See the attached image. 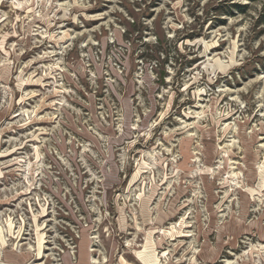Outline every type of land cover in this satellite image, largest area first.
Instances as JSON below:
<instances>
[{"label": "rangeland", "instance_id": "1", "mask_svg": "<svg viewBox=\"0 0 264 264\" xmlns=\"http://www.w3.org/2000/svg\"><path fill=\"white\" fill-rule=\"evenodd\" d=\"M0 264H264V0H0Z\"/></svg>", "mask_w": 264, "mask_h": 264}]
</instances>
